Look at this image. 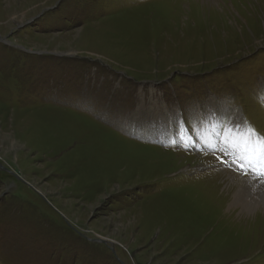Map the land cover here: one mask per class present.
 <instances>
[{
  "label": "rangeland",
  "instance_id": "obj_1",
  "mask_svg": "<svg viewBox=\"0 0 264 264\" xmlns=\"http://www.w3.org/2000/svg\"><path fill=\"white\" fill-rule=\"evenodd\" d=\"M243 121L264 0H0V264H264L203 139Z\"/></svg>",
  "mask_w": 264,
  "mask_h": 264
},
{
  "label": "bare ground",
  "instance_id": "obj_2",
  "mask_svg": "<svg viewBox=\"0 0 264 264\" xmlns=\"http://www.w3.org/2000/svg\"><path fill=\"white\" fill-rule=\"evenodd\" d=\"M202 126H203V124L199 125L200 129ZM182 127L184 128V125H182ZM230 129H232V134L229 137V139H232L233 137H236L239 133L243 132L242 127L239 124H233L232 126H230ZM202 132L205 135L203 137V139L205 140V147L211 148L213 150H214V148L219 150V147H221L223 150H226L229 154L235 153L236 150L233 149L232 147H230V145L225 142V140H224L225 135L217 137L213 132L209 131L208 128L203 129ZM212 133H213V135H212ZM188 138H190V137H189V134L187 133V139ZM191 142L193 144H196L194 141H191ZM217 146H219V147H217ZM249 167L253 171L256 172V168L254 166L248 165V168ZM223 175L224 176H221V179L224 178V181L227 179L228 181H230L232 183L229 187L232 189L231 194H228V196L231 198L230 207L228 208L229 211L235 210L236 208L238 209L239 214H245L248 211H252V209L254 207L258 206L260 202H257V201L252 200V199L250 201H244L243 195L248 194L250 192H253L255 190L260 191V193L262 195L261 196V201H262L261 204L264 206V177H259L257 174H255V176H253V177L251 175L252 178L235 177L234 175H232L231 173H227L226 171ZM233 189H236V190L233 191ZM225 192H227V191H225ZM218 198H219V196H218ZM261 213H263V212L258 210L256 212H254L252 215L261 214ZM249 217L250 216H245V218H249Z\"/></svg>",
  "mask_w": 264,
  "mask_h": 264
},
{
  "label": "snow or ice",
  "instance_id": "obj_3",
  "mask_svg": "<svg viewBox=\"0 0 264 264\" xmlns=\"http://www.w3.org/2000/svg\"><path fill=\"white\" fill-rule=\"evenodd\" d=\"M243 125L244 131L232 139H229L232 129L226 127L224 140L237 151L240 161L238 167L241 171L245 165H252L256 168L257 175L264 177V136H261L249 122L243 121Z\"/></svg>",
  "mask_w": 264,
  "mask_h": 264
},
{
  "label": "water",
  "instance_id": "obj_4",
  "mask_svg": "<svg viewBox=\"0 0 264 264\" xmlns=\"http://www.w3.org/2000/svg\"><path fill=\"white\" fill-rule=\"evenodd\" d=\"M0 169H2V170H6V168H4V167L2 168L1 165H0ZM99 242H103V241L100 240Z\"/></svg>",
  "mask_w": 264,
  "mask_h": 264
}]
</instances>
